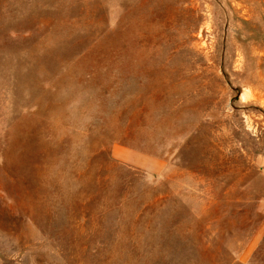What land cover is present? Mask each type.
<instances>
[{
    "label": "rangeland",
    "instance_id": "374dc122",
    "mask_svg": "<svg viewBox=\"0 0 264 264\" xmlns=\"http://www.w3.org/2000/svg\"><path fill=\"white\" fill-rule=\"evenodd\" d=\"M263 157L264 0H0V264H264Z\"/></svg>",
    "mask_w": 264,
    "mask_h": 264
},
{
    "label": "crops",
    "instance_id": "0c3cea01",
    "mask_svg": "<svg viewBox=\"0 0 264 264\" xmlns=\"http://www.w3.org/2000/svg\"><path fill=\"white\" fill-rule=\"evenodd\" d=\"M259 160H260V165L262 166V168H264V157L259 159ZM260 205H261V209H262V212H263L262 213L263 214V216H262L263 217V222H262V224L260 226L259 237L264 240V198L261 201Z\"/></svg>",
    "mask_w": 264,
    "mask_h": 264
},
{
    "label": "bare ground",
    "instance_id": "6f19581e",
    "mask_svg": "<svg viewBox=\"0 0 264 264\" xmlns=\"http://www.w3.org/2000/svg\"><path fill=\"white\" fill-rule=\"evenodd\" d=\"M244 96L246 97V94H244Z\"/></svg>",
    "mask_w": 264,
    "mask_h": 264
}]
</instances>
